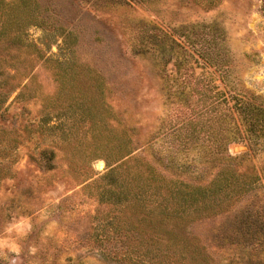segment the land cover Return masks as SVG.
Returning <instances> with one entry per match:
<instances>
[{
	"label": "rangeland",
	"instance_id": "374dc122",
	"mask_svg": "<svg viewBox=\"0 0 264 264\" xmlns=\"http://www.w3.org/2000/svg\"><path fill=\"white\" fill-rule=\"evenodd\" d=\"M217 117L250 191L139 232L111 167L207 183L229 162L171 132ZM263 206L264 0H0V264H264L228 221Z\"/></svg>",
	"mask_w": 264,
	"mask_h": 264
},
{
	"label": "trees",
	"instance_id": "16d2710c",
	"mask_svg": "<svg viewBox=\"0 0 264 264\" xmlns=\"http://www.w3.org/2000/svg\"><path fill=\"white\" fill-rule=\"evenodd\" d=\"M247 106L244 103L239 106L242 111H246L245 116L250 114ZM179 129L180 127L175 128L171 134L175 135V139H180L181 142L186 137L197 140L200 138V133L204 132L206 134L204 140L208 139L215 143L211 150L212 156L222 162L226 160L229 165L222 167L214 178L207 183L185 182L182 179L167 178L161 171L159 172L151 166L142 167L137 163L134 171L129 169L130 164L128 163L112 166L108 175L114 172L123 174L122 184H120L123 189L120 192L127 191L130 193L133 191L134 197L138 201L134 207L144 210V214H146L145 221L138 223L137 228L141 233L145 232V229L154 230L158 233L169 222L178 225L184 220L211 216L225 210L228 212L234 200L241 197L245 192L248 193L252 187L248 178L235 174L230 165L232 157L227 158L225 156L224 142L227 136L219 117L190 123L186 132L178 131ZM256 201H253V204ZM254 210V214H250V209H247L241 215H235L233 219L230 218L228 221L230 224H238L239 228L249 225L252 221H259L264 224V206ZM170 233L173 240V233ZM156 236L160 237L158 234ZM171 239H168V248L172 249L174 255H179L181 258H194L189 251L176 245ZM257 244L256 253H263L264 238H259Z\"/></svg>",
	"mask_w": 264,
	"mask_h": 264
}]
</instances>
